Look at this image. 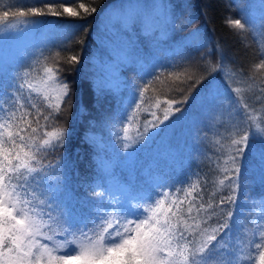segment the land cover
<instances>
[{"label": "snow or ice", "instance_id": "obj_1", "mask_svg": "<svg viewBox=\"0 0 264 264\" xmlns=\"http://www.w3.org/2000/svg\"><path fill=\"white\" fill-rule=\"evenodd\" d=\"M234 7L239 14L225 25L245 46L251 36L260 50L247 76L206 29L193 27L188 0H113L103 10L94 97L128 87L122 69L133 66L138 74L122 110L98 125L107 136L89 122L84 141L94 150L95 173L82 184L84 195L68 187L75 163L64 150L74 89L62 65L77 70L82 57L69 49L85 43L76 36L88 28L59 21L95 17L97 0L0 7V39L26 41V30L39 24L34 18L45 16L58 23L43 39L62 37L55 52L42 49L19 67L15 54L0 56V264H264V193L242 200L257 184L264 188V0L258 16L239 0ZM189 106L207 114L216 147L203 155L216 175L197 169L174 184L146 170L137 186L129 177L139 152L149 140L167 144L189 124ZM78 114H88L83 102ZM252 160L249 170L244 162Z\"/></svg>", "mask_w": 264, "mask_h": 264}, {"label": "trees", "instance_id": "obj_2", "mask_svg": "<svg viewBox=\"0 0 264 264\" xmlns=\"http://www.w3.org/2000/svg\"><path fill=\"white\" fill-rule=\"evenodd\" d=\"M11 2L12 0H2V2H0V7H6L7 4ZM86 2L90 3L91 0H86ZM188 2L191 4V11L196 19V23L193 25V27H201L206 29L209 38L213 42V46L215 45L216 41H219L223 46L225 57L231 60L237 68L243 69L242 75H249L252 71L251 66L255 63H258L261 58V56L258 54L260 51L259 47L254 43V40L251 36L248 37L247 46H245V42L242 41L238 36L234 35L233 31L230 30L224 23L228 16L235 17L239 14V9L234 7L237 0H188ZM239 2L249 5L250 11L258 13V7L256 6L259 5L260 0H239ZM23 3L25 5L44 3H63L65 5H73L75 4V0H23ZM111 3H113V0H97L98 15L95 17H89L86 21H74L67 17L62 18L59 21V24L65 26L75 23L85 25L88 28L87 33L83 30V28H81L80 32L76 36V39L83 38L85 43L80 45L73 42L71 48L69 49V51L73 53H79L82 57V62L77 66V70L71 71L70 65H62L65 69L63 76L73 84L74 89V103L72 112L66 120L71 136L66 149L64 150L69 159L75 163V170L70 174V183L68 185L69 191L73 195L86 194L82 184L85 182H90L95 173L94 167L90 166L93 165L94 162V150L84 141L85 134L90 128L89 122L95 121L97 127H95L93 130L100 135L107 136L108 133L98 125L105 117L118 113L123 108V105L117 101L120 100V98H117L111 94H106L100 97L99 101H97L90 86V80L93 77L91 73L90 53L97 39L96 29L99 26L100 20L103 16V10ZM34 19L41 22L52 23V25H56L58 23L57 20L49 16ZM60 41L61 39L55 40L54 42L49 41L46 47L43 48L45 54H47L49 51L55 52L57 48L60 47ZM40 51L38 53H34L32 57L38 56ZM67 54V52L62 53V55L65 56ZM160 54L163 58L168 56L165 52ZM126 74L128 76H132V78L137 76L134 70H127ZM260 76V73H256L255 79L259 80ZM133 82L134 81H131L130 83L126 84L131 87ZM157 87L160 88L161 93L164 92V88L162 86L157 85ZM173 94L179 95V93ZM148 95H154V93L150 91ZM81 102H83L88 108V114L84 116H80L78 114V109ZM202 120L203 117H201V121ZM189 133L190 132H188V134ZM209 133L210 134L208 137L203 139V142L198 140L196 144L193 142L194 140L191 139V148H186L183 153H180L177 148H171L169 151L170 153L167 152L169 153V164L171 167L178 166L177 172L172 168L168 170V173L167 171H159L160 168L158 166L160 163L158 162H162V160L156 158V154L153 149L156 141L153 143L152 140H149L148 146L138 154L136 172L133 173L132 177H129L128 171L125 170L123 175L133 179V182L137 186L144 185V173L146 170H151L154 174L162 175L170 183L174 184H178L186 180L188 176L197 169H201L207 174L209 179H211L216 175V173L210 167L208 160L203 155L205 151L213 152L214 148L216 147V145L211 143V131H209ZM191 152H194V154ZM244 163L245 167H247L249 170L256 167L251 165V162L249 161H245ZM144 191H148V188L145 187ZM262 193H264V188H261L257 184L254 188L249 190L247 197H242V200L247 199L248 197L258 198ZM114 194L117 196L120 195L119 191H115ZM246 208V205H242V209ZM245 264H247V262H245Z\"/></svg>", "mask_w": 264, "mask_h": 264}, {"label": "rangeland", "instance_id": "obj_3", "mask_svg": "<svg viewBox=\"0 0 264 264\" xmlns=\"http://www.w3.org/2000/svg\"><path fill=\"white\" fill-rule=\"evenodd\" d=\"M174 2L182 3L183 0H174ZM111 4H109L108 6H110ZM103 14H104V11H103ZM256 14H257V16L259 15V13H256ZM49 26H52V23H48V22L45 23V22L39 21V24L37 25L36 28H30V29L26 30L28 33V39L26 41L13 40L11 38L0 39V56L15 54L18 58L17 67H19L22 64L30 62L28 60V57L33 56L34 53H38L40 50L45 48L46 45L49 43V41L54 42L55 40L62 39V37L59 36V34L52 33V34L48 35L46 40H44L42 37V33H43L44 29L49 27ZM98 47H99V42L96 39L95 45H94V47L90 53L92 76L95 74L94 66H93V57L95 55H97ZM145 51H147V49H145ZM165 53H166V55H168V51H165ZM159 58H160V63L165 62V59H164L165 57L163 58L161 56V54H159ZM127 70H129V71L134 70L136 75L138 74V70L135 67L129 66V67L121 70V72H120L121 79L123 81H125L126 83H130L131 81H136L137 76H134V78H132V76H128L126 74ZM129 85H131V84H129ZM130 90H131V87H129V86L125 87L123 85H120V86H118V88L116 90L109 91L107 94H111L117 98H120V100H117V101L120 102L124 107V101L129 96ZM189 112L192 114V120L190 121L189 124L185 125L184 128L181 129L180 131H178L174 137L170 138V140L168 141L167 144H162L160 142V140L157 139L156 143L153 146V149H154L155 154H156V158L162 160V162H158V163H160V165L158 166L160 168V170H159L160 172L167 171V173H168V170L170 168L174 169L177 172L178 166L171 167L169 164V153H170L169 151L171 150V148L172 149L177 148V150L180 153L181 152L183 153V151H185L186 148H188V147H189V149L191 148V146H190V140L191 139H193L194 140L193 142L196 143L198 141V137H201L203 139L207 138L204 135L205 132L208 131L207 120H206L207 114L205 112H197V111L193 110L191 107L189 108ZM201 117H203L202 121H201ZM222 126H223L222 122H218L216 125L217 128L218 127L221 128ZM188 132H190L189 133L190 135L188 134ZM209 134L210 133L208 131V135ZM191 137H193V138H191ZM167 152H169V153H167ZM191 153L194 154V152H191ZM249 162H251V165L256 166L255 160H252Z\"/></svg>", "mask_w": 264, "mask_h": 264}]
</instances>
